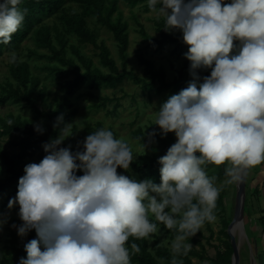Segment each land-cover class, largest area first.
Segmentation results:
<instances>
[{"label": "clouds", "instance_id": "clouds-1", "mask_svg": "<svg viewBox=\"0 0 264 264\" xmlns=\"http://www.w3.org/2000/svg\"><path fill=\"white\" fill-rule=\"evenodd\" d=\"M20 3L0 0V44L9 45L25 20ZM148 7L165 17L166 31L181 33L191 77L156 112L162 137H176L158 159L160 184L118 174L136 156L105 128L85 138L84 151L60 147L73 124L58 116V137L42 145L39 163L24 167L8 203L19 208L18 236H37L19 264H131L141 248L130 238L151 239L158 224L176 232L170 264H184L178 257L193 248L189 237L217 219L221 189L206 166L223 165L224 183L239 185L264 164V0H148ZM34 130L45 131L39 124Z\"/></svg>", "mask_w": 264, "mask_h": 264}, {"label": "trees", "instance_id": "trees-1", "mask_svg": "<svg viewBox=\"0 0 264 264\" xmlns=\"http://www.w3.org/2000/svg\"><path fill=\"white\" fill-rule=\"evenodd\" d=\"M78 7L69 5L68 0H21V9H27L25 20L21 28L12 37L9 45L0 44V59L8 54L10 60L8 64L9 75L12 81H7L0 86V106L15 105L24 106L31 111L33 117H23L22 115H9L7 118L0 117V137H7L8 143L13 150L17 152L11 154L5 149H0V210L9 209V200L15 198L17 193L18 180L24 175V167L31 162L39 163L46 155L42 145L55 139L59 135V127H54L57 117L63 115V123L71 124L78 115V110L74 107L72 97L84 86H87L90 93L86 96L90 99H99L100 105H92L91 108H106L107 105L113 104L114 99L106 96H96L92 92L94 89L116 88L126 81L138 86L143 94L150 95L168 93V97L179 93L186 88L191 80L189 75V61H185L182 68L176 73L173 80L163 67H157L156 63L146 58L144 50L154 48L156 52H163L168 46H174L173 55L181 56L187 49L182 42V35L179 32L166 31L165 17L154 21L155 31L158 37L149 35L143 26L140 25V36L143 43L147 44L145 49L138 51V66L142 69L143 75H139L134 69L129 67L128 50L130 47L128 23L123 22L119 14V0H73ZM130 8L142 6L145 12H151L148 7V0H125ZM159 5H157V8ZM116 16V17H115ZM91 19L94 27H90ZM137 20V19H136ZM103 27L107 29L117 43L118 55L121 66L117 64L111 55V51L104 45L98 44V33L96 29ZM75 37L79 45H72L70 40ZM32 39L35 49L28 54L27 61H22V43ZM235 43V42H234ZM92 45L99 50L98 59L99 67L94 66L92 59L82 54L80 46ZM41 50H46L42 52ZM15 53L17 59L11 62V54ZM33 62V63H32ZM38 72L47 73L46 81L54 79L60 81L58 86L65 93L63 97L56 96L53 104L49 102V90L42 84V79ZM201 77L210 75V72L201 70ZM61 80H64L62 83ZM39 91L40 101L34 99L35 94ZM83 97L79 95L76 100ZM167 97V98H168ZM167 100V99H166ZM121 103L116 99L109 116H117ZM11 119L12 125L7 121ZM38 120H40L38 122ZM41 125L45 131L38 134L34 130V125ZM133 123V127H134ZM86 132L88 134L102 128V123L94 125L86 122ZM78 127L73 128L74 133ZM111 131V130H110ZM155 132L154 138H149L148 133ZM114 136L115 133L113 132ZM73 138V135H72ZM131 138L145 148L149 154L144 155L139 161H133L129 170L117 169L118 174H123L136 181L151 179L157 185L160 184V167L159 157L167 153L168 148L176 142L174 133H168L166 136L161 135L160 129L155 123L131 131ZM83 137L80 138L79 144H69L65 140L60 147L71 145V151H81L83 148ZM206 172H211L210 176L215 177L218 181L224 174V166L207 165ZM83 173L78 171L77 175ZM214 181V182H215ZM225 189L219 194L216 201L215 215H222L226 212ZM17 209L18 206H16ZM264 222V218L261 219ZM232 220L223 219V227L219 232L218 244H214V232L209 223L208 230L211 233L207 243L214 253H210L206 244L202 242L203 232L200 230L193 237H189L193 248L187 256L178 257L184 264H232L233 246L227 229ZM158 228L169 238V246L159 245L154 253L149 251V239L134 240L132 242L140 245V253L131 257V264H170L172 259L171 242L175 237V230H169L162 224ZM264 231V225H263ZM199 237V238H198ZM35 230H31L27 236L21 238L11 232V239L0 257V264H19V260L27 258L24 245L31 239H36ZM151 239L157 241V235L153 234ZM257 264H264V248L255 256ZM197 260L198 263H195Z\"/></svg>", "mask_w": 264, "mask_h": 264}, {"label": "rangeland", "instance_id": "rangeland-1", "mask_svg": "<svg viewBox=\"0 0 264 264\" xmlns=\"http://www.w3.org/2000/svg\"><path fill=\"white\" fill-rule=\"evenodd\" d=\"M69 5L72 7H78V4L73 0H68ZM119 14L122 16L123 22L128 23L129 30V39L130 47L128 50L129 55V67L134 69L140 76L143 75L142 69L138 66V51L140 49H145L147 44L143 43V39L139 34L141 29L140 25L143 26L145 31L153 36L158 37L159 34L155 31L154 21L163 18L164 16L156 12H145L142 6L137 8H130L125 0H119ZM116 17V16H115ZM137 19V20H136ZM90 27H94V23L91 19ZM98 33V44H104L110 51L112 57L115 59L117 64L121 66V61L118 55V47L115 42L113 35L105 28L98 27L96 29ZM72 45H79L75 37H72L70 40ZM82 54L87 56L89 59H92L95 67L100 66L98 59L99 50L95 49L92 45L80 46ZM22 55L20 59L22 61H27L28 54L31 50L35 49V45L32 39L26 40L22 43L21 46ZM174 46H168L163 52H156L154 48H150L145 51L144 54L146 58L154 61L157 67H163L168 75L170 80H173L176 73L182 68L185 61L184 54L187 52L185 50L181 56L173 55L172 51ZM46 52V50H41ZM10 60L8 54H5L0 59V86L4 85L7 81H12L9 75L8 64ZM33 63V62H32ZM210 72V70H206ZM40 78L42 79V84L48 87L49 90V102L53 104L56 96L63 97L65 95L58 86L60 81L51 80L46 81L45 76L47 73L38 72ZM63 83L64 80H61ZM188 86V85H187ZM87 93H90V90L87 86L79 89L75 95L71 98L74 102V107L78 110V115L75 117L73 122V127L69 137L65 141L69 144H79L80 138L83 137V141L89 135L86 131L85 123H91L94 125L100 122L102 123V128L111 130L115 133L116 138H123L126 140L133 150V155L136 156L134 161H139L140 158L144 155H148V150L143 149L141 145L133 141L131 138V131L137 129L138 127L145 128L153 123L156 120V112L159 111L160 106L163 102L166 101L168 93L157 94L153 92L150 95L143 94L141 89L134 85L133 83L126 81L121 85H118L116 88H106V89H94L91 93L98 96H106L110 99H114L113 104L107 105L106 108H91L92 105H100L99 99H90L86 96ZM83 94V97L76 100L79 95ZM39 96V91L35 94L34 99H37L38 103H41ZM116 99L121 103V107L118 110L117 116H109L108 112H111L113 106L116 103ZM9 115L17 116L22 115L23 117H33L31 111L26 109L24 106H15V105H5L0 106V117L7 118ZM40 120H38L39 122ZM135 124L134 127L132 126ZM77 126V132L74 133L73 128ZM73 135V138H72ZM0 149H5L11 154L17 152L18 149L13 150L8 143L7 137H0ZM84 151V148L81 149ZM211 172H207L209 177ZM1 178V172H0ZM227 178L222 177L214 183L218 188H220V193L225 189V209L226 212L222 215H216L217 219L214 223H209L210 227L214 232L213 243L218 244V237L221 228L223 227V219L233 220L236 206V196H237V185L225 184L224 181ZM19 209L13 207L11 209L0 210V220H6L2 227H0V257L4 253L3 248L9 244L11 239V232L17 233V228H14L13 225L17 227L22 224V221L18 215ZM264 218V164L252 168L246 179V197H245V210H244V220H243V233L232 234L235 239L236 246L239 251V264H257L255 256L260 253L264 248V231L262 222ZM208 225H205L200 229L203 232L204 238L202 242L206 244V247L210 253H214L210 246L207 243L211 233L208 230ZM228 234V232H227ZM157 241L149 239V251L154 253L157 246L166 245L169 246V238L164 234V232L159 228V232L156 233ZM229 235V234H228ZM240 235V236H239ZM199 238V237H198ZM231 239V238H230ZM195 263H198L197 260H194ZM208 264V262H204Z\"/></svg>", "mask_w": 264, "mask_h": 264}, {"label": "water", "instance_id": "water-1", "mask_svg": "<svg viewBox=\"0 0 264 264\" xmlns=\"http://www.w3.org/2000/svg\"><path fill=\"white\" fill-rule=\"evenodd\" d=\"M246 179L244 182L237 185V198H236V206H235V213L231 224L229 225L227 232L231 238V243L233 246V257H232V264H239V251L235 243V239L232 236V227L239 221L244 220V210H245V197H246Z\"/></svg>", "mask_w": 264, "mask_h": 264}, {"label": "bare ground", "instance_id": "bare-ground-1", "mask_svg": "<svg viewBox=\"0 0 264 264\" xmlns=\"http://www.w3.org/2000/svg\"><path fill=\"white\" fill-rule=\"evenodd\" d=\"M243 233V222L239 221L232 227V234ZM240 236V235H239Z\"/></svg>", "mask_w": 264, "mask_h": 264}]
</instances>
